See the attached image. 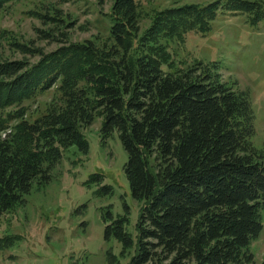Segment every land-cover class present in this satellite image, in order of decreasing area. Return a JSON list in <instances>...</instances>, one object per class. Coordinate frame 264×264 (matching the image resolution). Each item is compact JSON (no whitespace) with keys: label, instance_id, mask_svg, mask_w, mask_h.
Returning <instances> with one entry per match:
<instances>
[{"label":"trees","instance_id":"trees-1","mask_svg":"<svg viewBox=\"0 0 264 264\" xmlns=\"http://www.w3.org/2000/svg\"><path fill=\"white\" fill-rule=\"evenodd\" d=\"M14 1L0 0V11ZM227 12L255 25L264 1L172 6L142 31L136 0H115L104 40H61L51 52L12 42L23 58L0 60V217L51 180L66 149L88 152L85 131L101 118L103 139L118 133L131 194L142 203L130 264H256L264 150L253 143L251 94L224 79L223 59L182 68L169 51L170 42L206 34ZM48 93L37 117L19 108ZM124 221L107 236L117 229L129 244ZM107 258L115 262L110 251Z\"/></svg>","mask_w":264,"mask_h":264},{"label":"rangeland","instance_id":"rangeland-1","mask_svg":"<svg viewBox=\"0 0 264 264\" xmlns=\"http://www.w3.org/2000/svg\"><path fill=\"white\" fill-rule=\"evenodd\" d=\"M115 0H15L0 11V60L23 58L12 42L45 52L60 41L84 42L109 36ZM216 0H136L139 24L145 31L157 11L191 3ZM264 1V0H251ZM59 16L62 22H53ZM62 25V26H59ZM49 32V33H45ZM185 42H170L176 66L223 59L224 79L251 94L255 112V147L264 150V20L252 25L244 13H222L204 35L189 33ZM38 58L33 57L32 62ZM50 94L25 102L35 118L44 110ZM11 108L2 113L5 116ZM19 109V110H20ZM101 118L85 131L88 152L72 146L51 172V180L35 185L25 202L0 217V264H130L138 249V223L142 203L131 194L124 169L127 152L116 132L101 136ZM125 219L126 244L107 229ZM263 230L251 245L256 260H264Z\"/></svg>","mask_w":264,"mask_h":264}]
</instances>
